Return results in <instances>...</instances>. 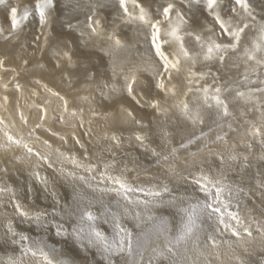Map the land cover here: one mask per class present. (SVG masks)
Wrapping results in <instances>:
<instances>
[{
    "label": "snow or ice",
    "instance_id": "snow-or-ice-1",
    "mask_svg": "<svg viewBox=\"0 0 264 264\" xmlns=\"http://www.w3.org/2000/svg\"><path fill=\"white\" fill-rule=\"evenodd\" d=\"M259 2V18L255 0H180L179 6L175 0H34L22 11L10 6L9 27H0V38L21 50L31 46L40 59L20 57L21 67L28 73L34 63L40 72L21 85L9 53L0 54V72L13 73L16 92L28 87L29 107L37 113L27 139L0 119V149L23 150L0 165V247L12 245L18 253L3 264H216L225 245L234 264H249L233 244L248 253L246 245L259 237L264 249V0ZM30 19L38 28L21 43ZM125 29L142 34L148 44L147 55L131 67L115 55L129 47ZM104 57L109 60L101 71ZM144 72L148 77L142 78ZM46 75L58 76L66 89L49 86ZM180 77L178 87L173 81ZM93 84L101 111L87 92ZM0 89L9 92V82H0ZM228 96L259 116L243 120L248 127L239 147L214 151L212 145L228 143L229 132L239 133ZM0 100V106L11 103L7 94ZM149 110L153 120L145 123ZM15 112L26 127L31 117L20 110L19 99ZM172 116L177 119L170 131ZM110 117L109 130L95 141L110 153L105 157L84 137H91L96 120ZM125 131L128 143L163 168L162 175H149L135 157L117 159L116 149L126 151ZM38 132L61 147L53 150ZM36 143L50 151L38 150ZM16 162L26 164L27 180L21 183L9 174L10 165L17 175L25 171ZM62 184L71 192L61 196ZM69 242L75 254L56 246Z\"/></svg>",
    "mask_w": 264,
    "mask_h": 264
},
{
    "label": "bare ground",
    "instance_id": "bare-ground-1",
    "mask_svg": "<svg viewBox=\"0 0 264 264\" xmlns=\"http://www.w3.org/2000/svg\"><path fill=\"white\" fill-rule=\"evenodd\" d=\"M64 2H65V0H61L62 4ZM159 2L161 4H164V3L168 2V0H159ZM175 2L177 3L178 6L180 5V0H175ZM32 3H34V0H6V3L4 5H0V27L5 28V30H7V28L9 27V22L7 21V16H8L10 6H16L22 11L25 6H30ZM255 6H256V11H257L258 18H259V13L261 11L259 0H255ZM184 11H185V13H187L188 10L184 9ZM77 15H78V18L80 20L84 19V13L81 12V13H78ZM109 19H111V16H109ZM58 27H59V25L57 24V28ZM37 28H38V25L36 24L35 20L30 19L29 22H27L23 28V33L20 36V42L23 43V41L26 38L30 39L32 33L35 32L37 30ZM124 32H125V35H127V37L129 38V47L127 50L119 51L115 55H116L118 61H124L127 66L131 67L132 65L130 62H135L138 64L141 60V56L147 55L148 44L145 42V38L142 34H138L137 32L129 30V29H125ZM105 46H106V44H105ZM6 52L9 53V55H10L9 66L17 67V71L20 73V75L17 77V79H19V82L21 83V85H26L27 81L31 78H39L40 70L35 68L34 63L31 66H29V72L25 73L23 68L21 67L22 61L19 59L20 57H23L24 59H29V60H32L33 62L35 60L40 59V54L34 53V50L31 46H26V48L24 50H21L19 48V45H16L15 42L6 43L2 38H0V54L6 53ZM98 55H102V54H98ZM108 60H109V57H104L102 64L100 62H98V66L100 67L101 71H103L104 68L107 67ZM196 67H197V69H199L200 65H197ZM204 70H207V69H204ZM213 70H215V69H213ZM243 70H244V65H241L239 71L242 73ZM236 71H237L236 69H232L231 75H235ZM12 75H13V73H10V72L9 73L0 72V82H9V89H10V91L7 93H4L3 89H0V97L7 94L11 100V103L9 105L0 106V119L5 120V123H7L10 126V131L14 135H17V134L23 135L27 139L28 138V131H29V129H31L32 124L35 122V118H36L37 113H36L35 109H30V107H29L33 102V97L31 96L30 91H29L27 86L23 87L22 91L20 93L16 92L14 89H12V86L10 83V78ZM108 76H109V78L111 77L110 72H108ZM144 77H148L147 72H144L142 74V78H144ZM182 79H183V77H180V78L174 80L173 83L177 84V86L179 87L180 81ZM44 82L48 83L49 86L60 89V90H64L67 87L66 82L64 84L60 83V79L58 76L50 77V76L46 75ZM221 82H223V81H221ZM120 83H123L122 78L120 80ZM209 83H211V81H209ZM76 87H77V89L82 88L81 85H77ZM107 91L108 90L105 89V92H107ZM87 92L91 93L90 98L94 97L93 107H96L97 111H101V108L99 107V105L102 102V97L100 95L99 90L96 88V85L93 84L91 87H89L87 89ZM41 95H44V94L41 93ZM71 95L75 96L76 93L72 92ZM17 99H19L20 110L22 112H24V114L26 116L30 115V117H31L30 122L26 127L24 125H22V123L19 120L17 113L15 112V105H16ZM228 100L230 102V111L237 118L233 127L238 128L239 133L229 132V135L227 137L228 143L227 144L220 143L217 145H212L211 147L214 151L224 152L227 149H229L233 143H236L237 146L239 147L240 146V135L248 127L247 124H243V120L248 119V120L256 121L257 117L259 116V113L248 112L242 102H232L231 96H228ZM37 102H39V101H37ZM2 103H3L2 100H0V105H2ZM168 103L170 104L171 100H169ZM84 107H85V112L87 113L88 106L85 105ZM242 112H244V116H241ZM118 118L119 117L117 114V119ZM87 119H88V117L86 115L85 120H87ZM159 119L163 120L164 118L160 117ZM176 119H177L176 116H172L171 120L168 122L167 127L170 131L173 130V122ZM111 120H112L111 117L109 118L108 122H106L105 120H96L91 125V128H92L91 137H84L85 140H88L91 138L93 140V143L90 145V148L96 154L103 155L105 157H109L110 153L101 152L100 146L97 145L95 141H96L97 137L103 136L105 131L109 130V125H110ZM152 120H153V117H152L151 111L149 110L148 115L145 117V123H151ZM13 124L15 125V127H11V125H13ZM87 128H88V125L86 124L85 129H83L81 131H84ZM189 130H191V125H189ZM204 130L207 131V128H205ZM64 131H67V129H64ZM224 131L225 132L229 131L227 128V124H225ZM37 134L41 136V139H49V142L52 144L53 150L57 147H61V142L58 140H55L54 138L49 137L47 133L38 132ZM123 135H124L123 149L126 151L122 152L120 149H116L115 151L117 152V159L118 160H124V159L130 160L133 157H135L139 160L141 165L150 169L149 175H151L152 173H159L162 175L163 171H164L163 168L158 169L155 166L154 161L151 159V157L144 154L143 150L139 149L135 145H130L128 143V140H127L128 132L125 131ZM175 139L178 140L179 137H176ZM245 140H247V137H245ZM34 147L37 148L38 150L42 151V152L50 151L49 149L44 148L43 145L40 143H36L34 145ZM65 147L71 148V144H69ZM194 150L195 149L193 148V151ZM240 150L243 151V148H240ZM127 153H131V155H128ZM13 154L18 155V156H23V150L19 149V148H13L11 151L5 152L3 149H0V165L3 164L6 157H11ZM204 155L206 156L207 153H205ZM259 155H260V146L257 144V145H255V148H254V155L252 157H250V159H252L255 162L256 157H258ZM53 159H55L54 151H53ZM57 166H59V165H57ZM183 166H184L183 164L180 165V167H183ZM16 167L21 168V169H25V171L22 174L17 175L16 169L10 165L9 166V174L11 176L12 181H14L16 183H21V182L26 181L27 180L26 164L23 162H16ZM67 167L71 168V165H67ZM44 174L50 175L51 170H47V171L42 170V175H44ZM228 175H229V180H232L233 179L232 173H229ZM146 178H147L146 176H141V180H144ZM58 192L61 196H63L66 192H68V193L71 192V187L67 184H62L58 188ZM37 202L40 203L42 201H37ZM4 211H5V209L3 207H0V216H2ZM7 211L9 213H11L12 209L9 208V209H7ZM147 227L148 226L146 225L145 226L146 230H147ZM41 234H43V233H41ZM2 237H3V229H0V240H2ZM223 238L228 239V236L225 235ZM55 239L56 238H54L53 241H51V242H55ZM56 246L57 247H63L66 250H68L69 252H72L73 254H75V252L71 246V242H69L67 244L60 243V244H57ZM246 246L249 249L248 253H244L241 248H238V247H236L235 244H233V248L235 249V251L237 253L245 255V258L249 261V264H264V249H262L260 246L259 237H257L256 241H254L252 244L246 245ZM13 247L14 246H12V245H4L3 247H0V264H3V262L6 261L7 258L11 255H18V253H13V251H12ZM219 252H220V261L216 262V264H234V261L231 259L232 249H229L228 246L225 245L219 249ZM77 258L82 259V257H79V256ZM89 259H92V257L90 256ZM97 259H98V257H97ZM210 259H211V257H210Z\"/></svg>",
    "mask_w": 264,
    "mask_h": 264
}]
</instances>
